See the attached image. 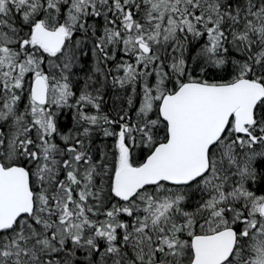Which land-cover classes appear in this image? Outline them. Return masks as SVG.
<instances>
[{
    "label": "snow or ice",
    "instance_id": "6c2138e0",
    "mask_svg": "<svg viewBox=\"0 0 264 264\" xmlns=\"http://www.w3.org/2000/svg\"><path fill=\"white\" fill-rule=\"evenodd\" d=\"M0 264H264V0H0Z\"/></svg>",
    "mask_w": 264,
    "mask_h": 264
}]
</instances>
